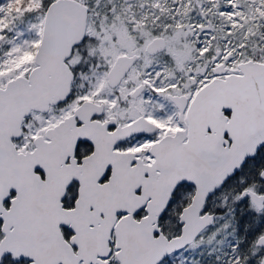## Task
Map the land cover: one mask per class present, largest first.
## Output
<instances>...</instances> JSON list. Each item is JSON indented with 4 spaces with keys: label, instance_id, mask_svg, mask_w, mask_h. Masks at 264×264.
<instances>
[{
    "label": "snow or ice",
    "instance_id": "obj_1",
    "mask_svg": "<svg viewBox=\"0 0 264 264\" xmlns=\"http://www.w3.org/2000/svg\"><path fill=\"white\" fill-rule=\"evenodd\" d=\"M0 264H264V0H0Z\"/></svg>",
    "mask_w": 264,
    "mask_h": 264
}]
</instances>
